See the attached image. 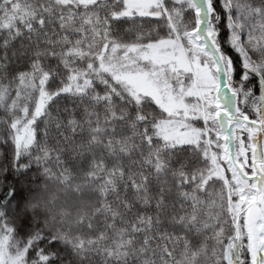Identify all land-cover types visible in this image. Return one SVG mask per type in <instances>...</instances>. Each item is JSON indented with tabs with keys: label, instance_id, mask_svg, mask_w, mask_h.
I'll return each instance as SVG.
<instances>
[{
	"label": "snow or ice",
	"instance_id": "obj_1",
	"mask_svg": "<svg viewBox=\"0 0 264 264\" xmlns=\"http://www.w3.org/2000/svg\"><path fill=\"white\" fill-rule=\"evenodd\" d=\"M0 264H264V0H0Z\"/></svg>",
	"mask_w": 264,
	"mask_h": 264
}]
</instances>
